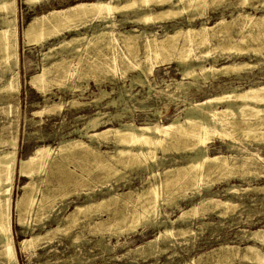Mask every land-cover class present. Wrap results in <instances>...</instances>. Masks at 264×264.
Wrapping results in <instances>:
<instances>
[{
	"label": "bare ground",
	"instance_id": "bare-ground-1",
	"mask_svg": "<svg viewBox=\"0 0 264 264\" xmlns=\"http://www.w3.org/2000/svg\"><path fill=\"white\" fill-rule=\"evenodd\" d=\"M36 1L25 0L24 3L33 4ZM260 5H264V0H91L76 2L63 8L50 9L31 16L32 18L20 32L24 45H43L53 38L59 39L56 45L50 46L46 50L47 52L42 53V58L44 60L56 55L60 58H56L49 66L42 61V71L32 74L26 81L42 97H48L53 83L63 84L71 91L77 90L79 92L77 95H82L89 86L90 76L95 79L99 87L98 78H96L98 74L106 72L114 74L119 70L122 61L125 62V70L131 66L137 68L138 74L144 76L145 81L148 75L153 74L156 67L163 66L167 69L171 64L177 65L181 79H190L191 81L187 80L188 82L183 83L177 80L173 82L175 83L173 93L184 97L186 106L183 117H173L174 119L166 124L145 122L136 125L133 122H120L118 126H114L113 119H120L121 113L106 116V113L97 110L91 115H86L82 127L74 128L55 147L50 144H41L25 158L17 156L18 131L14 130L7 138H2L0 135V146H6L0 149V263L18 264L11 230L13 211L16 212V222L19 225H26L24 216L28 213H35L34 215L42 220L49 219L52 216L51 213L56 215L57 225L55 224L54 229H47L44 234L32 233L30 237L19 241V250H27L31 254L39 241L46 239L49 242L55 233L61 234L65 231L67 233L68 229L78 222L91 223L92 227L104 224L105 228L99 230L101 234L97 231L100 238L103 237L102 234L105 230L110 231V235L120 234V230H113L120 223H124L126 230L131 232L139 229L144 230L147 226H163V229L151 239L145 240L135 249L128 251L135 255L134 260L142 258L147 261L153 258L154 261L147 264H158L160 262L159 255L166 252V248L159 247V243L167 238L173 239L174 242L179 239L188 241L194 230L191 228V222L187 220L196 216L199 210H206L209 207L219 208L220 214H224L230 208L235 207L236 204L232 202L230 196L241 193L243 195L250 188L242 189L240 185L229 183L227 178L237 177L241 180H245L246 176L264 178V164L261 165L264 163V156H258L256 160L252 152L243 159L222 153L210 155L208 142L213 138V134L217 133L222 139L228 137L231 141L227 145L229 148H233L234 145L231 142H242L246 138L261 139L264 136V83L252 84L246 88L240 86L223 88L206 95L202 100L185 98H187L186 94L190 87L198 82H214L231 73L234 74L235 79H242L240 75L242 71L247 72L258 65L257 62L251 64L235 58L230 59L229 63L216 64L217 59L210 54L212 51L246 54L249 50L253 51L254 55L259 54L258 48L260 51L264 48V14L259 16L250 14L244 8L251 7L257 11ZM216 9H219L221 14L217 21L209 26L204 19L207 18L209 10ZM225 11H229V20L224 16ZM261 11L264 13V10ZM0 12H2L0 17V68L1 71H4L9 69L7 68L9 65L15 66L18 63L19 38L16 26V0H0ZM118 14L121 16L120 19L116 18ZM182 15H188L185 17L188 22L186 27L178 25V21L175 20ZM173 19L171 32H168L165 26L160 25H156L148 31L145 27L125 28L120 32L115 30L117 26L123 24L144 25L151 23L154 25L167 20L173 21ZM196 19L201 20L200 24L195 25ZM156 27H162L163 32L159 34L154 29ZM82 29L84 31H81ZM233 30L237 34L246 30L247 37L242 36L239 40L237 38V40L226 41ZM66 33L68 36H65ZM213 40L216 42H212ZM251 41L257 43L255 44L257 46L253 47L250 44ZM117 48L120 52L116 51ZM209 55L212 57V61L206 64L203 58ZM49 74L52 76L49 77ZM139 75L129 77L130 85L133 82L144 84V79ZM74 78L85 79L84 85L70 84ZM0 80L3 82L1 90L7 92L8 90H18L20 85L16 71H12L6 77L0 74ZM147 88L151 89L150 84ZM106 95H109V92L99 87V96H95L92 102L97 104ZM121 97L123 94H120ZM68 100L67 104H71L73 107L84 104V101ZM115 103L116 101L112 99L105 105H115ZM61 109L62 103L54 101L50 105L34 111L33 114L55 113ZM124 109H127L126 106ZM5 129L1 127V131ZM71 133L77 134L78 137L71 136ZM37 140L45 141V137L39 134ZM108 144H112L113 149L101 151V147H107ZM157 148L159 151L161 150L160 153L174 148L189 151L190 154L186 155L182 162L172 158L168 161L169 164H166L165 159L157 155ZM70 155L82 159L84 165H88L87 170L81 168L79 170L82 163L78 165L76 160L67 161ZM49 164H53L50 169L57 170L55 175L60 172L63 179L55 182L57 184H54V187L47 185L48 188L42 189L38 187L34 176L46 170L45 168ZM256 164L263 170H257ZM54 165L56 168L53 169ZM134 165L147 170V176L143 178L147 186L129 187L128 190L120 193L111 188L105 195L96 199L91 198L93 194L85 193L87 198L82 203L75 204L72 210L69 209L64 215L59 216V210L66 206L64 204L66 197L74 192L55 194V190L67 187L70 183L74 187L84 186L86 181L93 179L92 177L89 179V177L94 175V171L104 172L105 176L100 180L102 185L111 179L113 182H117L123 176L122 171ZM51 171L49 172L54 173ZM103 174L100 175L103 176ZM212 174H216V178L214 177L207 183L205 180ZM16 175L25 177L28 181L20 187L21 193L12 201L11 194ZM44 178L47 182L50 177ZM225 178L226 186L224 188L221 190L212 188L213 184ZM58 179L56 178L57 181ZM189 184L193 187L188 190L189 192H186L185 189L181 193L173 194ZM198 185L204 186L203 189L208 193L200 194L199 198L194 199L197 195ZM165 187L171 188L168 192L165 191L166 198L159 201ZM251 188L254 189V192L260 191L264 194V185ZM92 191L97 192L98 188ZM37 193L40 194V197H36ZM77 195L79 196V193ZM186 200H190L189 205L185 208L181 207L179 202ZM161 202L165 206L173 205L179 213L172 218L169 212L164 211ZM117 203H121L123 208L120 217L112 219L114 213H110L108 218L105 217L107 219L94 220L95 216L102 212H111ZM209 204L211 205L209 206ZM39 221L41 220L39 219ZM249 234V238L264 243V230H256ZM78 236L76 234L70 237L75 243ZM97 241L102 248L108 247L107 244L103 245L101 239ZM220 249L219 254H215L216 258L211 255L214 253L212 250L210 251L212 253L208 254L214 257V264L225 263L231 256L226 247ZM215 251L217 252V250ZM243 251L245 260L253 264H264V252L255 244L245 246ZM202 256L201 254L198 259ZM210 259L212 260V258ZM194 262L199 264L200 259L194 260Z\"/></svg>",
	"mask_w": 264,
	"mask_h": 264
},
{
	"label": "rangeland",
	"instance_id": "rangeland-1",
	"mask_svg": "<svg viewBox=\"0 0 264 264\" xmlns=\"http://www.w3.org/2000/svg\"><path fill=\"white\" fill-rule=\"evenodd\" d=\"M24 1L25 0H16V26L19 38L17 50L18 63L15 66L9 65V67H7L9 68L8 70L6 69L4 71H1L0 68L1 75L6 77L10 75L12 71H16L19 78L20 85L18 86V90H8V92L6 90H1V84L3 83L1 80L4 77L0 80V135L2 138H7L8 136H10L9 134H11L14 130L18 131L16 150L18 158H25L41 144H50L55 147L57 143L62 140V138H66V136L69 135V132H71L74 128L82 127L84 117L86 115H91L97 110L106 113V116L121 113L122 117L120 119H113L112 124H114V126H118L120 122H133L136 125H141L145 122H157L160 124H166L172 119H174L173 117H183L186 101H184V97H182L180 94L173 93L175 90V83L173 82H176L178 80L185 83L191 80L181 79L182 77H180L181 75L178 72L179 70L176 64L169 65L167 69L163 66L156 67L153 71V74L148 75L145 81V77L138 74L137 68L135 69L133 66H131L130 68L126 69L128 70L126 71L125 62H120L119 70L115 71L116 73H100L96 77L98 78L97 80L99 83V87L104 89L106 92H109V95L104 96L101 100H99L97 104L92 101L94 100L95 96H99V87L95 82V79L91 76L89 77L88 81L89 86L82 95H77L79 94L77 90L71 91L70 88L66 87L63 84L53 83L50 90L51 93L47 95L48 97L45 98L40 96L37 90L27 84L26 81L32 74L42 71L41 69L43 62L47 66H49V64H51L56 58H60L57 55L54 57L51 56L50 58L48 57L44 60L42 58V53H44V51L47 52L46 50H48L50 46L56 45L59 39L53 38L45 42L43 45H24L20 33L22 32V28L30 20V18L34 16V14L37 15L46 12L50 9H59L70 4H74L76 2L91 0H37L33 4H27L24 3ZM263 6L264 5H260L258 7L259 10L257 11L253 10V8L251 7L244 8V10L246 12H249L250 14L252 13L259 16L260 14H264L263 11H261L264 10ZM220 14L221 12L219 9H216L214 11L209 10L207 14L208 16L204 19V21L207 23V25L211 26L214 24L215 21H217ZM1 16L2 12H0V17ZM187 16L188 15H182L181 17H177L175 20L178 21V25L186 27L188 25V22L185 17ZM224 16L227 20H229V11H225ZM116 18L120 19L121 16L118 14ZM200 22V19H196L195 25L200 24ZM172 23H174V19L173 21L167 20L165 22H160L154 25H151V23H147L144 25L123 24L117 26L115 30L117 32H120L123 31L125 28L130 29L132 27H145L148 31L150 30V28L156 25H160L165 26L166 30L168 32H171ZM154 29L157 30L159 34L163 32L162 27H156ZM81 31L84 30L82 29ZM247 34L248 32L246 30L242 31V33L239 34H237L235 30H233L230 32L231 36H229L226 41L233 39L237 40V38L239 40L242 36L247 37ZM65 36H68V34L66 33ZM212 42L216 41L213 40ZM222 42L224 41L222 40ZM253 42L254 41H251L250 44L253 47H256L257 45L255 44L257 43ZM261 50L262 51H260L258 48L257 51L259 52V54L257 55H254V52L251 50H249L246 54H228L227 52L221 53L220 51H212L210 55L217 59L216 64L229 63L230 59L235 58L236 60L247 61L251 64L257 62L258 65L251 68L247 72L242 71L240 74L242 76V79H235L234 74L231 73L229 76H222L214 82H198L196 83V85H192L190 87V90H188V93L186 94L187 98L185 99L202 100L206 95L219 91L223 88H228L231 86H240L246 88L252 84L264 83V48H262ZM116 51L120 52L119 48H117ZM210 55L206 58H203V61L206 64L212 61V57ZM74 60H76V57H74ZM129 69L131 72L129 71ZM137 75L144 79V84L133 82L132 85H130L129 77L132 78L136 77ZM48 76L51 77L52 74H49ZM84 80H77L76 78H74L72 81H70V84L80 83L84 85ZM219 80L221 81L219 82ZM149 84L151 86L150 90L149 88H147ZM148 90L149 92H147ZM120 94H123V97L120 98ZM68 99H76L80 102L84 101V104L78 107H73L71 104H67L69 101ZM112 99L116 101L115 105H105L107 101ZM54 101H60L62 103V109L60 111H55V113L44 112L45 114L42 113L40 115L33 114L34 111L39 110L47 105H50ZM125 106L127 109H124ZM1 127H4L6 129L4 131H1ZM39 134L45 137V141L39 142L37 140ZM215 134H213V138L210 139V141L208 142V152L210 155L222 153L226 155H233L236 158L240 157L239 159H243L245 156H247L248 153L252 152L256 160L258 159V156H264V136H262L261 139L246 138L245 140H242V142H231L234 147L229 148L227 144L231 140L228 137H224L222 139L217 133ZM71 136L78 137L77 134L74 133H71ZM81 139L84 141L86 140L85 138ZM5 147L6 146H0V149ZM112 149V144H108L107 147H101V151H111ZM173 149H171L170 151L167 150L164 153H160L161 150L159 151V148H157L156 153L158 156H162V158L165 159L164 162L166 164H169L168 161L172 158L178 162H182L185 156L190 154L189 151H183L182 149ZM68 160H76V164L79 163L78 165L82 163L83 165H80L82 167L79 166V170L80 168L84 170H87L88 168V165H84L82 159L80 158L70 155L67 161ZM262 164L264 163H261V165ZM49 166H47L48 168H45L46 170L34 176L38 187H41L42 189L48 188V186L54 187V184H57L55 182H59L60 179H63V175L60 172L55 175L57 173V170L55 169V172V170L53 171L52 169H50L53 164H49ZM70 166H72V164H70ZM255 166L257 167V170H263L261 169V166L257 164ZM52 168L54 169L56 168V166L54 165V167ZM48 170H52L51 172L54 173H50ZM103 173L104 172L101 171H94L93 174L97 175L90 176L89 179H91V177L93 179L86 181L87 183H84V186L78 185V187H74V185L70 183V185H67V187H62L60 189L55 190V194H63L65 192L70 191L74 192L69 194L68 197H66V202L64 203L66 206H64L62 210H59V216L64 215L69 209L72 210L75 204L82 203L87 198L86 195H84L85 193L93 194L91 198L96 199L101 195H105L106 192L110 191L111 188L114 189L117 193H120L122 191L128 190L129 187L140 188L147 186L146 181L143 180V178L147 176V170H145L141 166L136 167L134 165L132 167H128V169L125 168L122 171L123 179L121 178V180L119 179L117 182H113V179H111L107 183L104 182L105 184L102 185L100 180H102V178L105 176V174ZM100 174H103V176H101ZM52 176L53 178L51 179ZM216 176V174H212L211 177H209L205 181L208 183L212 181L214 177L216 178ZM44 177H46L47 179L50 177L49 179L51 180L48 179V181L46 182ZM56 178H59L58 181L56 180ZM227 179L229 183L240 185V188L242 189L250 188L249 191L247 190V192H245V194L243 195L241 193L239 195L230 196L232 202L236 204L237 207L235 206L232 207V209L230 208L229 210H227L228 212L226 211L227 213L225 212L224 214H220L219 208L209 207L206 208V210L202 209L203 211L199 210V213L196 216H192L187 220L191 222V228L194 230L193 234L191 235V238L188 241H183L179 239L174 242L173 239L167 238L165 239V241H161L159 243V247H165L166 252L164 254L159 255L158 259L160 260V262L158 264H180L183 262H188L189 264H198L194 262V260L198 261L199 259V264H214L215 262L213 258L217 257V255L215 256V254H219V252L221 251V247H226L228 254L231 255L227 262H222L221 264H253L243 258V250L245 246L255 244L261 251L264 252V243L254 241L253 238L248 237L250 235L249 233L251 232H254L256 230L258 231L261 229L264 230V194L260 191L254 192V189L251 188L253 186L264 185V178H253L250 176H246L245 180H241L237 177H228ZM225 180L226 178L221 179V181H218L217 183L213 184L212 188L214 190H221L226 186ZM27 181L28 179H26L25 177H21L18 175L15 176V180L13 182L14 186L11 194L12 201L15 200L16 197L21 193L20 187ZM248 185L251 186L247 187ZM108 187L109 189H107ZM203 187L204 186L202 185H198L196 191L197 195L194 197V199L199 198L200 194L205 195L208 193L203 189ZM97 188V192L92 191ZM169 188L171 187H165V189H163V192L159 197V201H162V199L166 198L167 195L165 194L166 192H168ZM190 188L193 187H191L189 184L187 185V187H183L182 189L173 194L181 193L185 189L186 192H189L188 190H190ZM77 193H79V196L77 195ZM36 197H40V194L37 193ZM189 202L190 200L180 201L179 204L181 205V207L185 208L189 205ZM121 205V203H117V207L114 206L116 208L113 207V210L111 212H102L98 216H95L94 220L101 221L103 219H107L111 215L110 213H114L112 214L114 216H112V219L120 217V214L123 210ZM210 205L211 204H209V206ZM161 206L164 211H167L171 214L172 218L179 213L178 209L173 205L165 206L163 203L161 204ZM34 214L35 213L26 214L24 216L26 225H19L16 222V212H12L11 230L13 242L16 247V257L18 264H147L149 262L154 261V259L150 258L149 260L144 261L142 258H138L137 256L138 259L134 260L133 257L135 255L128 251L135 249L136 246L142 244L143 242H145V240L151 239L154 235H156L160 230L163 229V226H147L144 230L139 229L135 230V232H131L126 230L124 223H120L118 224L119 226L117 225L113 228V230H120V234L110 235V231L108 232V230H105L102 234L103 237L100 238L99 236L101 233L99 232V230L105 228L104 224H101L100 226L98 225L97 227H92L91 223L87 222L83 224L81 222H78L74 224V226L76 227L72 226L71 229H68L69 231L67 230V233L70 232L69 234L65 233L66 231L64 233L61 232L62 235L57 232L54 234V237L49 240V242L46 239L39 241L38 245L32 252L33 254H31V252L27 250H19V241L30 237L32 233L44 234L45 230L54 229L57 225L55 220L56 215L54 213H51L52 216L49 219L44 220L39 217L37 218ZM39 219L41 221H39ZM80 226L81 228H83H79ZM88 226H91V228H89ZM77 231H79L80 233H77ZM97 231L100 234L97 233ZM75 233L79 235L77 240V242L79 243H74L72 241V237H70L76 235ZM96 239H101L103 245L107 244L108 247L102 248ZM109 246H111L112 248L110 249ZM211 250L214 253L210 252ZM215 250H217V252ZM173 253L174 255H172ZM210 253H212L211 255L214 257L208 255ZM201 254L203 255L201 257L202 259H198ZM116 257H119V259H116ZM210 258H212V260Z\"/></svg>",
	"mask_w": 264,
	"mask_h": 264
}]
</instances>
